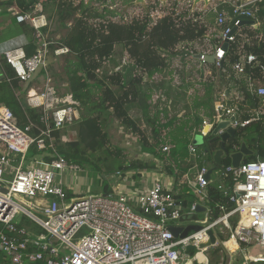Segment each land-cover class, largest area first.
I'll list each match as a JSON object with an SVG mask.
<instances>
[{
	"label": "built area",
	"instance_id": "1",
	"mask_svg": "<svg viewBox=\"0 0 264 264\" xmlns=\"http://www.w3.org/2000/svg\"><path fill=\"white\" fill-rule=\"evenodd\" d=\"M168 1L170 8L175 7L170 10L176 14L181 13L179 9L183 6L190 15L197 13L196 10L190 13L191 1L172 0L173 4H168ZM263 1L214 0L205 12H214L215 26L220 32L208 33L194 42L189 53L169 55L163 52L161 55L167 58V65L149 78L150 82H166L172 93L179 97L174 110L169 106L168 115L161 114L159 122L162 127L157 149L168 156L176 146L172 137L176 123L167 125L174 114H178L177 123L188 120L189 126H192L186 149L195 162L179 181L175 175L168 173L166 161L148 155L155 162V169L150 170L152 175L142 171L139 183L131 179L133 191L125 183L118 185V181L133 175L116 173L105 176L108 184H111L107 193L72 199L68 196L63 177L74 175L82 168L78 164H69L57 152L52 132L64 129L80 119L79 101L72 93H61L56 86L50 84L49 79L42 88L30 87L24 107L42 112L41 121L46 129L41 130L39 137L31 135L34 123L30 119L29 124L22 128L13 111L7 106H0V186L7 189V193L0 191V222L4 226L0 230V253L9 259L0 264H32L40 261L44 264H212L213 252L221 254L219 264H224L225 254L218 241L201 247L211 241V231L220 236V224L228 231V239L222 240L231 253L232 260L236 253L243 250L242 264H264V256L251 257L246 248L242 247L256 244L264 249V159L243 161L239 167L232 164L221 169L218 167L212 172L210 179H207L210 167L203 160L208 150L193 143L198 135H202L205 140L209 135H214L213 130L222 120H231L228 127L237 131L264 114V80L252 76L248 78V89L259 98L257 108H241L244 97L237 86L219 89L209 111L204 106H193L194 100L200 102L206 96L209 77L226 71L224 65L228 50L222 47L225 40L229 42V46L240 40L238 60L230 62L236 75L245 73L247 65L258 62L257 55L248 53L245 49L253 37L244 32L242 21L245 16L252 20L249 29H259L254 38L261 41L264 38V28L258 12ZM157 3L162 9L166 6L160 0H156ZM221 3H229L232 14L220 11L218 4ZM154 9L153 7L152 13L155 12ZM160 10H157L158 13ZM164 14L172 12H162L153 24ZM14 15L18 23L28 21L40 40L38 50L32 55H28L21 46L9 48L3 53L7 63L15 69L17 78L25 84L32 81L42 68L47 67L49 47L54 42L49 41L43 31L49 25V19L42 3H37L28 12L17 8ZM234 28L236 30L233 32ZM215 38L218 39L216 43ZM54 54H65L72 60L76 56L66 46L57 47ZM211 54L215 59L213 63L205 58ZM115 70L125 75L120 65ZM262 71L264 73V65ZM180 95H184L185 99L182 100ZM168 101L169 98L157 90L152 91L149 99V103L153 107L158 105L159 110H163ZM244 114L255 117L243 118ZM196 119H200V124H195ZM228 127L219 129L217 135L226 132ZM34 143H37L38 149H50L51 152L47 151L28 162L27 153ZM17 156L20 160L13 166ZM173 167L176 168V164ZM10 175L11 179L8 178ZM227 176L232 179L230 201L235 206L229 212L221 206L222 214L211 220L207 188L212 182ZM177 182L180 185L187 184L195 196V202L187 212H194L199 204L207 208L206 220L197 222L202 227L183 238L176 237L171 230L172 226L182 225L179 219L184 213L176 198ZM122 185L126 188H122ZM51 196L57 197L59 202ZM49 198H52V203H49ZM20 212L35 219L48 234H35L19 225L16 218ZM233 215L238 217L234 227L230 220ZM231 240L236 244L234 249L226 244ZM188 245L195 246L190 253L186 251ZM182 246L185 250L181 249ZM200 254H203V258Z\"/></svg>",
	"mask_w": 264,
	"mask_h": 264
},
{
	"label": "trees",
	"instance_id": "2",
	"mask_svg": "<svg viewBox=\"0 0 264 264\" xmlns=\"http://www.w3.org/2000/svg\"><path fill=\"white\" fill-rule=\"evenodd\" d=\"M128 1L124 0V4ZM37 3H42L44 9L50 12L48 15L49 25L43 29L47 39L58 44L52 43L49 47L47 67L42 68L36 77L25 85H29L30 88L35 86L34 82L39 84L42 81L44 84L51 77L52 58L55 56L54 50L57 47L66 46L76 55L73 57L74 60L65 57L62 71L54 72V75L67 82L65 92L72 93L74 98L79 101L81 113L79 120L64 129L53 130L52 138L57 152L69 164H78L82 169H89L92 176L116 173L124 175L127 169H136L134 177L137 178L142 170L155 168L154 161L148 162L146 165L132 162L130 166L121 162V150L111 142L106 127V119L110 115L138 137L143 153L152 158L166 161L168 173L175 175L179 181L195 162L186 149L192 126H189L190 121L188 120H182L179 122L180 124L177 123L179 117L178 114H174L167 125L176 123L172 135L176 146L168 156L157 149L158 136L162 127L159 122L161 114L168 115L169 106L174 110L179 97L172 93L166 82H150L149 78L167 65V58L161 55L163 52L169 55L189 53L194 42L202 39L210 31V21L196 19L197 13L190 15L189 11H186L180 14H164L153 24L149 16L150 13L143 10L127 22H116L107 16L108 13H111L108 7L99 10L98 6L85 0H2L0 1V17L3 20L10 18L12 27L26 37L23 43L13 47H24L28 55H32L38 50L40 40L36 37V32L31 24L28 21L18 23L8 7L15 5L20 11L28 12L32 11ZM148 5L150 9L153 8L150 3ZM218 5L220 11L232 14V7L229 3ZM207 13L209 16H214L212 11ZM54 15H57L56 21ZM258 17L264 28V1L260 4ZM54 22L59 24L55 31L58 32L61 28L65 29L59 39L52 36L51 26L55 24ZM5 29H0V36ZM258 32L259 29H249L247 33L253 39L245 47L248 53L257 55L258 62L247 65L245 73L239 76L229 68V65L225 64L226 71H220L214 82L208 85L206 96L197 104V107L204 106L208 111L211 110L216 92L222 87L229 89L232 85L242 90L244 100L241 108L249 109L259 106V98L248 89L249 77L264 80L262 71L264 38L261 41L255 39L254 36ZM214 41L216 43L218 39L215 38ZM239 44L240 40L229 46L227 56L231 57L232 62L238 60ZM125 52L133 64L129 78H126L119 70H115L121 64V55ZM3 53H0V106L9 107L22 128L29 124L30 119L34 123L30 133L34 137H39L42 134L41 130L46 129V125L41 121L42 112L24 107V99L15 92L20 90L24 83L17 78L15 69L7 63ZM117 56L119 58L116 59ZM154 90L161 91L169 98L168 104L163 110H159L158 105L153 107L149 103ZM133 113L139 114V117H134ZM247 117V114L243 115V118ZM194 122L198 125L200 119H196ZM51 126H53L52 123ZM185 134L186 136H184ZM214 137V135H209L206 138L208 153L203 162L208 167L215 165L213 156L220 148V140H214ZM243 140H247L249 148L253 151V154L247 156L244 161L264 159V114L246 127L238 129L235 136L226 141L227 153L223 157L222 165L218 166L219 169L231 165L229 153L238 150ZM31 150L34 151L35 157L41 156L47 151L51 152L50 149H38L37 143L31 145L28 153ZM173 164H176V168L173 167ZM178 185L180 188L177 189L176 198L181 204L183 212H187L195 202V196L185 184ZM109 186L108 182L104 184V193L109 191ZM231 188L232 179L230 176L209 184L207 189L211 220L217 219L222 214L221 206H224L227 212L234 208L235 205L230 201ZM67 193L69 197L74 195L69 191ZM236 216L233 215L230 218L233 227L237 223ZM19 225L21 224L19 223ZM3 227L2 225L0 230ZM222 239L226 241L228 237ZM8 260V257L0 253V263L8 262ZM32 264L44 263L40 261Z\"/></svg>",
	"mask_w": 264,
	"mask_h": 264
},
{
	"label": "rangeland",
	"instance_id": "3",
	"mask_svg": "<svg viewBox=\"0 0 264 264\" xmlns=\"http://www.w3.org/2000/svg\"><path fill=\"white\" fill-rule=\"evenodd\" d=\"M0 1H2V0H0ZM85 1H87L88 3L92 2V4H94L95 6H98L100 8L99 10H101V8H103V7H108V9H110L111 13H108L107 16L112 18V20H114L116 22H127L133 16H135L137 13H140L143 10H145L140 5L125 9L126 7L124 4V0H108V1H105V0H85ZM100 1H102V2H100ZM171 2H173V1L169 0L168 4ZM149 3L155 8L154 9L155 12L152 13L151 12L152 9H150L149 5H148L149 11H147V12L150 13L152 22L156 21L161 16L162 12L165 13L167 11H170V12H172V14H176L174 11H171L173 8H175L174 6H172L173 8H170L171 5L169 6L166 4V6L162 9V7H159V3L156 4V0H150V1L148 0L147 4H149ZM171 4H173V3H171ZM8 9L12 11L11 15L12 14L14 15V11L17 10V7L15 5H13V6H9ZM159 9H161V10L158 13L157 10H159ZM185 10H186L185 6H183L181 9H179L180 12H185ZM44 12L46 13V15L48 17V15L50 14L49 10L44 9ZM0 16H1V13H0ZM56 16L57 15H54L55 21L57 19ZM48 19H49V17H48ZM2 20L3 19L0 17V29L1 28L2 29L6 28V29L4 30V32L0 36V53L4 52L5 49H8V48L13 47L15 45H18L20 43H23L26 39V37L24 35L19 33L14 27H12L10 18H6L3 21ZM54 23L55 24H53L51 26L52 36L56 39H59L61 34L64 33L65 29L61 28L60 30H58V32L55 31L56 26L59 24L57 22H54ZM65 57H68V56L63 54L60 56L55 55L54 58H52V64L53 65L51 67H53V68L51 69V77H49L50 84H52L54 86L56 85L58 90L61 93H63L66 90L67 82L62 80L59 76L54 75V72L55 71L56 72L62 71V66L64 64ZM121 57H122V61L120 64V69H123V71L125 73V77L129 78V76L132 73V68H133L131 62L128 59L129 56L125 52L123 55H121ZM117 58H119V57L117 56L116 59ZM48 62H49V58H48ZM34 85L37 88H42L44 84L41 81V83H39V84L38 83L36 84L34 82ZM28 88H29V85L23 84L21 89L16 90L15 92L17 94H19L20 97H22V99L25 100L26 99V92H27ZM180 98L182 100H184L185 96L180 95ZM133 116L138 118L139 114L133 113ZM248 117L252 118L255 116H252V114H250ZM106 127L108 130V133L110 134L111 142L121 150V159L120 160L124 165L130 166V164L132 162L138 163V165H146V164H148V162H152L151 158L142 152L141 142L139 141L138 137L136 135L132 134L116 118L108 115L107 119H106ZM34 157H35L34 151H32V150L29 151V153L27 155V161L28 162L32 161L34 159ZM19 160H20V157L17 156L14 164H12V165L16 166L18 164ZM127 170H130V169H127ZM148 170L149 169H145L142 171H148ZM8 178L11 179L12 175L8 176ZM58 178L60 179V177H58ZM63 181L66 185L70 184V186L72 187V191L75 192L77 195H81V196L102 195V194H104V184H107L105 175L98 174L97 176H92L89 173V169H82V170L76 172L74 175H71V176L65 175L63 177ZM109 185L111 186V184H109ZM125 185H126V187H128L130 189V191L134 190V187L129 185L128 180H127ZM186 186H188V185L186 184ZM126 187L124 185H122V188H126ZM188 188L190 189L189 186H188ZM77 195L73 196L72 199L78 198L79 196H77ZM51 197L57 203L59 202L57 197H54V196H51ZM29 200H32V198H29ZM34 212L37 216L43 218L42 215H40L36 211H34ZM236 219H238L237 216H236ZM16 221L18 223H20L21 225L25 226L27 229L31 230L35 234H40V233L48 234V232H46L35 219H33L31 216H29L27 214H24L23 212H20L18 214ZM2 225L3 224L0 222V228H2ZM218 230H219L220 237H222V238L228 237V231L226 228H224L222 226V224H220L218 226ZM74 241L76 242L77 239H74ZM242 247L246 248L247 253L251 257H254L256 255L264 256V249L261 248L260 246L256 245V244L242 245ZM181 249L185 250V247L182 246ZM220 256H221V254L213 252L212 253V264H219ZM243 259H244V251L241 250L234 255L233 261L235 262V264H242Z\"/></svg>",
	"mask_w": 264,
	"mask_h": 264
},
{
	"label": "water",
	"instance_id": "4",
	"mask_svg": "<svg viewBox=\"0 0 264 264\" xmlns=\"http://www.w3.org/2000/svg\"><path fill=\"white\" fill-rule=\"evenodd\" d=\"M183 1H191L190 13H194L196 8L201 4L203 5L204 10L208 9L214 0H183ZM243 1L249 2L252 0H243ZM160 2H162L163 5L167 4V0H160ZM147 3H148V0H129L125 4V7H126L125 9L140 5L146 11H149ZM249 23H252V20L248 16H245L244 20L242 21V24H249ZM235 30L236 28L233 29V32ZM222 47L225 50H228L229 42L225 40ZM205 58L208 62H211V63L215 61L213 54L207 55ZM230 122L231 120H222L221 122L218 123L216 128L213 130V134L215 135L214 140H220V148L214 153L213 159H214L215 165L209 168L206 174L207 179H210L212 172L217 170L218 166L222 165L223 157L227 153L225 143L230 137H234L236 134V129L232 127H228ZM226 127H228L226 129V132H224L221 135H217L219 129L226 128ZM193 143L195 145L202 147L205 151L208 150L206 140L204 139L202 135L196 136L195 139L193 140ZM252 154H253V151L249 148L247 140H243L241 141L238 150L229 153V156L231 158V164L235 167H239L241 163L245 160V158ZM0 191L3 193H7V189L1 186H0ZM49 203H52L51 198L49 199ZM206 213H207V208L199 204L197 205L196 210L194 212H184L179 219V223L182 225L172 226L171 230L174 232L176 237H181V238L186 237L189 232L197 231L202 227L200 224H197V222H204L206 220ZM210 234H211V241L208 243L202 244L201 247H207L208 245L214 244L218 241L225 254L224 264H235V262L232 260V255L229 252V250L226 248L222 238L220 236L215 235L213 231H211ZM193 249H195L194 245H188L186 248V251L190 253Z\"/></svg>",
	"mask_w": 264,
	"mask_h": 264
},
{
	"label": "crops",
	"instance_id": "5",
	"mask_svg": "<svg viewBox=\"0 0 264 264\" xmlns=\"http://www.w3.org/2000/svg\"><path fill=\"white\" fill-rule=\"evenodd\" d=\"M216 3V2H215ZM196 12H197V17L198 18H201V19H204V20H206V21H210V31L208 32L209 34H211L212 32H214V31H216L217 33L218 32H220V30H218V28L215 26V18H216V16H209V13H207V12H205V10L203 9V5L201 4V5H199L197 8H196ZM250 24V23H249ZM249 24H244V32L245 33H247L248 31H249ZM9 49V48H8ZM7 50V49H6ZM5 51V50H4ZM230 62H231V57L230 56H228L227 57V59L225 60V64L226 65H229L230 67V69L232 70V67H231V65H230ZM234 71V70H233ZM217 76V74L216 75H212V76H210L209 77V79H208V81H207V83L206 84H211L212 82H214V80L217 78L216 77ZM234 85H232L230 88H232ZM204 98V97H203ZM199 102H198V100H194V102H193V106L194 107H197V104H198ZM185 104H187V103H185ZM185 104H183V105H185ZM184 136H186V134L184 135ZM188 136V135H187ZM211 168V167H210ZM155 168H153V169H150V170H154ZM150 170L149 171H145L146 173H148V175H152V171L150 172ZM131 174V175H133V177H129V175L127 176V178L125 177V176H123V178H126V179H121L120 181H118V185H121V184H126V182H127V180L129 181V185H131V182L133 181V180H135V181H137L138 183L140 182V180H139V177H137V178H134V173H136V169H130V170H126L125 171V174ZM128 178H130V179H128ZM131 179H133L132 181H131ZM121 183V184H120ZM125 186V185H124ZM178 188H180L179 187V185H178V183L176 184V189H178ZM121 189V188H120ZM66 190L67 191H69V192H72L74 195L73 196H76L77 194L75 193V192H73L72 191V187L70 186V184H67L66 185ZM191 191V190H190ZM73 196H71V197H73ZM78 196V195H77ZM50 199V198H49ZM49 199H48V201H49ZM52 199V198H51ZM34 201V200H33Z\"/></svg>",
	"mask_w": 264,
	"mask_h": 264
},
{
	"label": "bare ground",
	"instance_id": "6",
	"mask_svg": "<svg viewBox=\"0 0 264 264\" xmlns=\"http://www.w3.org/2000/svg\"><path fill=\"white\" fill-rule=\"evenodd\" d=\"M226 244H227V246H228L229 248H232V249H234L235 246H236V244H235V242H234L233 240L229 241V242L226 243ZM200 257L203 258V254H200Z\"/></svg>",
	"mask_w": 264,
	"mask_h": 264
},
{
	"label": "flooded vegetation",
	"instance_id": "7",
	"mask_svg": "<svg viewBox=\"0 0 264 264\" xmlns=\"http://www.w3.org/2000/svg\"><path fill=\"white\" fill-rule=\"evenodd\" d=\"M108 1V0H107ZM126 4V3H125Z\"/></svg>",
	"mask_w": 264,
	"mask_h": 264
}]
</instances>
